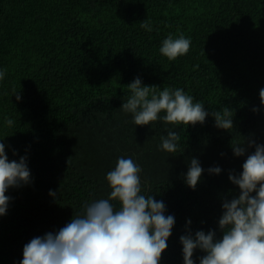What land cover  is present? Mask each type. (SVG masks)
Segmentation results:
<instances>
[{
  "label": "trees",
  "instance_id": "16d2710c",
  "mask_svg": "<svg viewBox=\"0 0 264 264\" xmlns=\"http://www.w3.org/2000/svg\"><path fill=\"white\" fill-rule=\"evenodd\" d=\"M144 19L152 32L140 27ZM181 33L191 38L190 50L169 61L161 41ZM0 67L7 70L0 136L9 135L18 153L6 148L10 160L27 154L33 178L6 193L12 200L0 216V264H18L30 239L63 227L85 201L106 198L105 176L119 156L139 163L143 194L163 200L175 216L161 264H182L187 219L193 231L221 235L222 199L239 191L228 172L241 171L244 160L230 145L243 137L264 143V107L252 111L264 88V0H0ZM137 76L161 89L182 88L208 111L228 106L234 127L218 129L211 116L202 125H176L178 151L159 150L174 126H135L120 109ZM192 157L222 172H205L193 190L183 181Z\"/></svg>",
  "mask_w": 264,
  "mask_h": 264
},
{
  "label": "clouds",
  "instance_id": "9594fccd",
  "mask_svg": "<svg viewBox=\"0 0 264 264\" xmlns=\"http://www.w3.org/2000/svg\"><path fill=\"white\" fill-rule=\"evenodd\" d=\"M140 27L153 31L147 19L140 22ZM191 43V38L182 33L169 34L161 41L159 53L174 61L189 52ZM6 74L7 70L0 67V82ZM127 87L130 94L122 99L120 109L131 114L135 126H152L158 120L174 126L160 137L161 151H178L176 125H202L211 116L218 129L229 131L234 127V112L228 106L208 111L203 102L182 88L161 89L144 84L139 76ZM13 95L17 102L22 100L20 90L14 89ZM259 97L260 107L254 106L253 112L264 107V88L259 90ZM3 123L8 128L15 124L8 116ZM6 136H0V216L7 214L12 200L6 195L8 190L30 185L33 180L27 154L9 159L6 148L13 156L18 153L6 143ZM230 147L235 157H244L241 171L228 172V180L238 187V194L222 199L217 221L221 235L213 229L193 231L191 219L186 220L185 231L179 236L182 264H264V143L243 137ZM205 172L219 175L222 168L204 169L200 160L192 157L183 181L195 190ZM141 173V166L132 156L117 157L114 168L105 176L110 189L107 197L85 201L82 212L72 215L63 227L30 239L23 245L18 264H161L176 219L163 200L143 194ZM49 196L57 199L58 193L50 189ZM197 252L203 255L194 257Z\"/></svg>",
  "mask_w": 264,
  "mask_h": 264
}]
</instances>
